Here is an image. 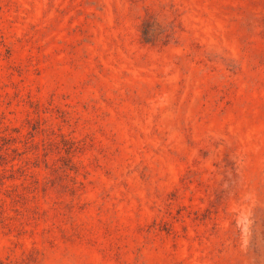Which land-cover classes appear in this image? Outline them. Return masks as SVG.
Instances as JSON below:
<instances>
[{"label":"rangeland","instance_id":"rangeland-1","mask_svg":"<svg viewBox=\"0 0 264 264\" xmlns=\"http://www.w3.org/2000/svg\"><path fill=\"white\" fill-rule=\"evenodd\" d=\"M0 264H264V0H0Z\"/></svg>","mask_w":264,"mask_h":264}]
</instances>
